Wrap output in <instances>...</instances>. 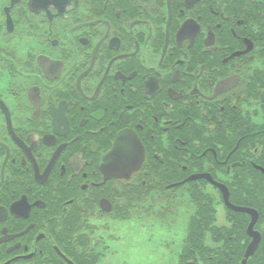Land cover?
<instances>
[{
    "label": "flooded vegetation",
    "instance_id": "obj_1",
    "mask_svg": "<svg viewBox=\"0 0 264 264\" xmlns=\"http://www.w3.org/2000/svg\"><path fill=\"white\" fill-rule=\"evenodd\" d=\"M198 194L264 264V0H0V264H125Z\"/></svg>",
    "mask_w": 264,
    "mask_h": 264
},
{
    "label": "trees",
    "instance_id": "obj_2",
    "mask_svg": "<svg viewBox=\"0 0 264 264\" xmlns=\"http://www.w3.org/2000/svg\"><path fill=\"white\" fill-rule=\"evenodd\" d=\"M200 200L195 208L194 215L190 218L187 226V236L184 240L181 260L183 264H240L244 255L245 246L248 241L246 232L247 220L242 214H237L239 219L227 226L217 224L215 209L208 207L207 199L201 195H195L194 201ZM251 202V201H250ZM208 240L218 244L208 245ZM234 244L235 247L229 251L225 245ZM192 261V263L185 261ZM255 259L252 257L248 264ZM222 260V263H215Z\"/></svg>",
    "mask_w": 264,
    "mask_h": 264
},
{
    "label": "rangeland",
    "instance_id": "obj_3",
    "mask_svg": "<svg viewBox=\"0 0 264 264\" xmlns=\"http://www.w3.org/2000/svg\"><path fill=\"white\" fill-rule=\"evenodd\" d=\"M192 208H184L182 215L176 220L177 228L174 226L169 229L167 234L159 235L153 222L147 223L144 220H136L135 224L131 226V234L127 243L129 245H122L117 251L116 261L122 262L123 259L125 264H177V258L181 248H177L172 243L174 239H170L175 236L177 231L183 232L186 235L187 225L190 216L192 215ZM217 224L220 226L228 225L225 217V213L219 209L217 213ZM144 228H139V227ZM173 233V235H172ZM124 239V243H126ZM170 242L171 246L167 248L163 245V242ZM173 244V245H172ZM169 262V263H168ZM107 264H112L109 261Z\"/></svg>",
    "mask_w": 264,
    "mask_h": 264
},
{
    "label": "water",
    "instance_id": "obj_4",
    "mask_svg": "<svg viewBox=\"0 0 264 264\" xmlns=\"http://www.w3.org/2000/svg\"><path fill=\"white\" fill-rule=\"evenodd\" d=\"M226 201L227 203L233 208L235 209L236 211H243V212H247V213H250L253 217H252V220H251V223L248 227V233L250 235L253 236V240L250 242L247 250L245 251V260H247L250 256H252L256 249L258 248V244H259V241H260V238H261V235L260 233L258 234L255 230H254V225L257 221V218H258V213L256 210H251L249 208H245V207H237V206H234L230 201H229V197L227 196L226 197ZM244 260V261H245Z\"/></svg>",
    "mask_w": 264,
    "mask_h": 264
}]
</instances>
